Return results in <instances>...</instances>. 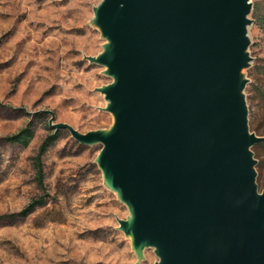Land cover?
I'll list each match as a JSON object with an SVG mask.
<instances>
[{
    "label": "water",
    "instance_id": "95a60500",
    "mask_svg": "<svg viewBox=\"0 0 264 264\" xmlns=\"http://www.w3.org/2000/svg\"><path fill=\"white\" fill-rule=\"evenodd\" d=\"M252 0H101L96 56L112 81L97 87L113 116L83 133L101 144L104 183L129 211L118 218L139 264H264V188L246 86Z\"/></svg>",
    "mask_w": 264,
    "mask_h": 264
},
{
    "label": "rangeland",
    "instance_id": "374dc122",
    "mask_svg": "<svg viewBox=\"0 0 264 264\" xmlns=\"http://www.w3.org/2000/svg\"><path fill=\"white\" fill-rule=\"evenodd\" d=\"M101 0H0V264H136L131 240L118 218L129 211L104 183L96 157L102 145H84L60 129L44 155L45 204L26 217H12L43 191L33 159L57 121L79 131L113 122L96 88L112 81L90 62L104 39L92 23ZM250 53L246 70L250 123L264 135V0H252ZM40 113L43 116L39 117ZM34 121L28 146L7 137ZM258 182L264 188V144L253 147ZM153 248L139 264L157 261Z\"/></svg>",
    "mask_w": 264,
    "mask_h": 264
},
{
    "label": "trees",
    "instance_id": "16d2710c",
    "mask_svg": "<svg viewBox=\"0 0 264 264\" xmlns=\"http://www.w3.org/2000/svg\"><path fill=\"white\" fill-rule=\"evenodd\" d=\"M37 115L39 117L43 116L40 113H38ZM250 125H251V123H250ZM251 129L257 133V131L254 128H252V125H251ZM58 131H56V133L54 132V133L49 134L44 139V141L40 144V146L37 150V153L33 159V168L35 170V179L37 181L38 186L43 191V193L38 198H34L33 200H31V202L26 207L21 209L19 212L12 213L9 216L17 217V218L26 217L30 213H32L34 210H36V208L38 206L45 204L46 195H47V188H46V183H45L46 173H45L44 155L47 153L50 146L53 144V142L55 140V136L58 134ZM33 136H34V121H33V119H30L29 122L26 124V126L21 128L18 132L9 135L7 137V139L10 142L19 143V144L28 146L30 144ZM260 143L264 144V141L260 142ZM260 143H258V144H260ZM5 216L6 215H0V221Z\"/></svg>",
    "mask_w": 264,
    "mask_h": 264
}]
</instances>
